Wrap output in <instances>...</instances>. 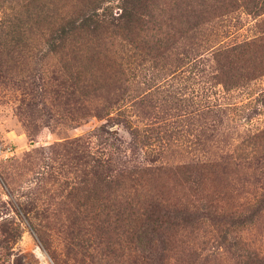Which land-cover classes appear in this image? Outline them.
Wrapping results in <instances>:
<instances>
[{"label": "rangeland", "instance_id": "obj_1", "mask_svg": "<svg viewBox=\"0 0 264 264\" xmlns=\"http://www.w3.org/2000/svg\"><path fill=\"white\" fill-rule=\"evenodd\" d=\"M137 4L0 0V264H243L264 249V0ZM78 11L132 27L91 24L51 51ZM152 201L191 215L153 261Z\"/></svg>", "mask_w": 264, "mask_h": 264}, {"label": "trees", "instance_id": "obj_2", "mask_svg": "<svg viewBox=\"0 0 264 264\" xmlns=\"http://www.w3.org/2000/svg\"><path fill=\"white\" fill-rule=\"evenodd\" d=\"M149 0H137V8L141 9L144 7H147V2ZM147 9V8H146ZM144 11V12H143ZM140 13H145L147 15H151L149 12H146L145 9H143ZM74 12L70 15L69 20L60 25L57 29L54 30L52 37L50 40L47 41L49 45V49L51 51L57 52L58 50H63L66 47V44L68 42V39L74 35H77L87 29L90 28L91 24V31H96L100 26H103V24H107L110 22V24L114 25L115 27L119 28H125L127 30H131V22L128 21V18L130 15H124L120 14L119 16L125 20V23L119 24V22L113 23L115 19H109V18H117L112 17L109 14H107V17L109 18H96L97 13L92 12L88 15L83 14V12L78 11ZM128 16V17H126ZM141 18V17H139ZM97 19V20H96ZM94 22V23H93ZM112 22V23H111ZM103 23V24H102ZM103 27H109V26H103ZM263 64V63H262ZM70 78H74L73 74L69 75ZM62 83V82H61ZM64 85H67V81L63 82ZM69 86L73 89L71 92H77L81 91V85L78 80H73ZM259 137V136H258ZM253 201V199H252ZM254 204L256 206L257 212L264 211V188L261 190V192L257 193L254 197ZM171 211H164L162 208V205L159 201H152L148 203V206L144 209V212H140L144 214L145 216V229L149 234V246H150V253L148 255L149 260L153 261L155 260L154 252L158 249L162 251V255L166 252L167 247L169 246L168 240L164 239L163 236L164 233L159 234L161 230L164 228H173L175 225H181L183 222H186L185 220L190 218L191 215L187 209L182 210H176L173 214L169 213ZM155 235L160 236V244L159 247L154 245V237ZM249 249H247V252H244L242 255L243 264H264V249L262 248H252L250 245H247ZM246 248V247H245ZM244 248V249H245ZM164 250V251H163Z\"/></svg>", "mask_w": 264, "mask_h": 264}]
</instances>
